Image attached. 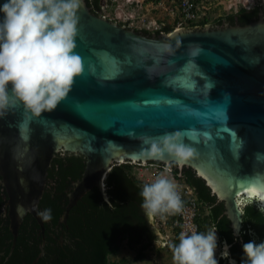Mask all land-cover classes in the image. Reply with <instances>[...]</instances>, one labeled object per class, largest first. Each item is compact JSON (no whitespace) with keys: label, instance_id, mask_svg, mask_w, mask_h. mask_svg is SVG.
I'll list each match as a JSON object with an SVG mask.
<instances>
[{"label":"water","instance_id":"water-1","mask_svg":"<svg viewBox=\"0 0 264 264\" xmlns=\"http://www.w3.org/2000/svg\"><path fill=\"white\" fill-rule=\"evenodd\" d=\"M5 2L0 0V6ZM77 14L74 51L83 71L67 96L40 116L20 102L0 110V183L7 194L9 253L27 212L41 233L40 251L30 264L43 252L38 201L55 152L86 157L60 223L92 186L107 199L103 182L112 165L154 161L191 168L224 201L238 233L242 205L254 202L264 209L248 195L264 190V12L245 25L185 26L163 36L136 33L96 15L85 0ZM3 18L0 12V22ZM177 130L184 133V143L196 148L193 158L178 163L167 154L163 159L147 155L142 136L158 138Z\"/></svg>","mask_w":264,"mask_h":264},{"label":"trees","instance_id":"trees-1","mask_svg":"<svg viewBox=\"0 0 264 264\" xmlns=\"http://www.w3.org/2000/svg\"><path fill=\"white\" fill-rule=\"evenodd\" d=\"M87 4L99 8L98 0H87ZM259 10L264 12V2L250 8H239L237 13L219 15L212 24L223 21L229 24L245 25L255 20ZM207 21L208 18H205ZM206 20H201L203 27ZM173 25H161L168 32ZM147 32V31H145ZM149 32V31H148ZM158 36V31H154ZM163 167L160 162H149ZM86 157L80 153L55 152L47 166V181L38 209L41 213L51 210V219L45 221L43 252L34 264H113L109 257L116 255L119 242L125 240L127 246L138 245L135 259L143 260L145 251L152 246L155 235L149 227L148 215L142 208L140 195L144 182L132 173V163L124 162L112 165L104 177L105 194L96 186L91 187L69 208L65 223L58 218L68 203V191L73 181L80 179L85 169ZM173 177L193 188L197 201L194 221L198 232L209 228L217 229L218 242H227L230 246L229 258L242 264V244L250 240L257 243L264 241V209L254 202L242 205L241 228L235 233L230 218L226 214L223 200H217L205 181L186 166L178 168L171 164ZM1 178V176H0ZM7 198L6 191L0 183V264H30L39 253L41 240L40 228L30 213H26L17 230L14 247L9 253L12 234L8 227L9 217L3 211ZM169 215L167 223H170ZM163 231V229H162ZM174 236L173 244H177ZM228 258V259H229ZM228 259L219 256L218 264H228Z\"/></svg>","mask_w":264,"mask_h":264},{"label":"clouds","instance_id":"clouds-1","mask_svg":"<svg viewBox=\"0 0 264 264\" xmlns=\"http://www.w3.org/2000/svg\"><path fill=\"white\" fill-rule=\"evenodd\" d=\"M82 6L83 0H7L0 6V12L4 13L0 22V110L20 102L40 116L54 111L67 96L83 71L82 58L74 51L80 19L77 13ZM243 7L249 8L245 4L240 8ZM172 31L173 27L168 34ZM183 136L177 130L158 138L142 136L141 140L147 145L149 157L163 159L167 154L183 163L197 154L195 147L183 142ZM140 195L142 208L150 217L168 218L183 211L177 187L167 177L144 184ZM248 195L264 203V190H252ZM41 215L45 221L50 220L51 210ZM172 235L175 236L173 231ZM178 239L179 243L171 246L174 264H218L219 256L229 258L227 242L221 255L215 258L218 242L215 227L206 232H182ZM242 251V264H264V241L243 243ZM229 264L236 261L230 260Z\"/></svg>","mask_w":264,"mask_h":264},{"label":"rangeland","instance_id":"rangeland-1","mask_svg":"<svg viewBox=\"0 0 264 264\" xmlns=\"http://www.w3.org/2000/svg\"><path fill=\"white\" fill-rule=\"evenodd\" d=\"M149 1V0H148ZM148 1L142 0H105L101 16L106 17L114 22H127L131 26L142 27L152 26L153 20H161L162 17L160 12H155L151 9L150 3ZM208 2V8H210L209 20H212L219 15H225L229 12H233L235 9L240 8L245 4V6L251 7V4H262L264 0H206ZM250 2H252L250 4ZM136 5H135V4ZM133 4V5H132ZM252 5V6H253ZM244 8V7H243ZM135 10L138 14H135ZM168 23V22H167ZM146 163H132V173L140 180L152 183L157 178L162 176L170 177L172 176L170 172L171 164H163V167L156 164ZM181 168V167H178ZM173 181V180H172ZM175 185H179L181 182L173 181ZM160 216H148V223L150 229L155 235V240L151 247L146 249L145 257L143 260L135 259V253L137 251L138 245L129 247L125 243V240L119 242V250L116 255L109 257L110 263L113 264H174L172 243L169 246L167 243L160 241V234L163 232L165 227L161 226ZM164 234V233H163ZM224 248V242L221 244L217 242V249L215 258L221 255Z\"/></svg>","mask_w":264,"mask_h":264},{"label":"built area","instance_id":"built-area-1","mask_svg":"<svg viewBox=\"0 0 264 264\" xmlns=\"http://www.w3.org/2000/svg\"><path fill=\"white\" fill-rule=\"evenodd\" d=\"M207 4L206 0H153L150 3L151 9L160 12L159 14L162 17L161 20H153V28L160 32L161 25L167 22L173 25V30L185 26H199L201 20L209 19L210 8ZM135 14L138 15V11L135 10ZM167 178L177 182L173 176ZM176 187L184 204L183 211L173 215L169 224L166 216H160V224L162 227L169 225L178 239L182 232L188 234H191L192 231L198 232L194 221L197 212V201L192 187L183 183L176 185Z\"/></svg>","mask_w":264,"mask_h":264},{"label":"flooded vegetation","instance_id":"flooded-vegetation-1","mask_svg":"<svg viewBox=\"0 0 264 264\" xmlns=\"http://www.w3.org/2000/svg\"><path fill=\"white\" fill-rule=\"evenodd\" d=\"M142 1H144V0H142ZM145 1H148V0H145ZM85 2H86V4H87V0H85ZM98 2V4L100 5V7L99 8H94V7H91V6H89L88 4H87V6H88V8L90 9V11L91 12H93L94 14H96V15H102L101 14V3L103 2V0H98L97 1ZM237 11H238V8L237 9H235L234 11H233V13H237ZM260 11H262V10H259V12H258V15H259V13H260ZM258 17V16H257ZM234 21H235V24H237L236 23V18H234ZM117 24H119V25H121V26H123V27H125V28H127V29H131V30H133V31H135L136 33H141V34H143V35H146V36H155V33H154V31L155 30H153V28H152V26H150V27H144V28H142V27H135V26H131L129 23H127V22H117ZM166 24H169V23H166ZM229 26L230 24H229V22H227V21H223V22H221V23H219V24H209L208 26L207 25H203V27H199V28H197V29H204L205 27H207V29H209V30H216V29H218V28H222V27H224V26ZM196 29V28H195ZM145 31H147V32H145ZM149 31V32H148ZM162 31V32H161ZM165 31H163L162 29L160 30V32L158 31V33H159V35L158 36H163V35H166V34H168V32H165ZM152 162V161H151ZM76 181V180H75ZM93 187V186H92ZM105 188V187H104ZM72 189H73V183H72V185L70 186V190L68 191V193L69 192H71L72 191ZM90 189V188H89ZM88 189V190H89ZM87 190V191H88ZM87 191H85V192H87ZM67 193V194H68ZM105 200V199H104Z\"/></svg>","mask_w":264,"mask_h":264},{"label":"crops","instance_id":"crops-1","mask_svg":"<svg viewBox=\"0 0 264 264\" xmlns=\"http://www.w3.org/2000/svg\"><path fill=\"white\" fill-rule=\"evenodd\" d=\"M172 231L173 230L169 227V225H167L164 228L163 232H161V233L157 232L158 234H160V241L163 243H167L169 246H171V243L174 242V237L172 235Z\"/></svg>","mask_w":264,"mask_h":264},{"label":"bare ground","instance_id":"bare-ground-1","mask_svg":"<svg viewBox=\"0 0 264 264\" xmlns=\"http://www.w3.org/2000/svg\"><path fill=\"white\" fill-rule=\"evenodd\" d=\"M264 204V203H263Z\"/></svg>","mask_w":264,"mask_h":264}]
</instances>
